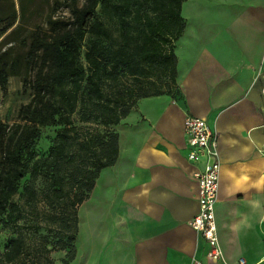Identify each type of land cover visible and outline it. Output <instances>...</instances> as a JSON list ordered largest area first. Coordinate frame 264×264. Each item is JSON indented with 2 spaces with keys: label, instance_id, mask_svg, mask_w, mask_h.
Instances as JSON below:
<instances>
[{
  "label": "crops",
  "instance_id": "1",
  "mask_svg": "<svg viewBox=\"0 0 264 264\" xmlns=\"http://www.w3.org/2000/svg\"><path fill=\"white\" fill-rule=\"evenodd\" d=\"M174 44L178 98H140L113 130L115 163L76 208L74 255L53 264H191L206 244L183 120L217 134L214 205L222 264H264V0H185Z\"/></svg>",
  "mask_w": 264,
  "mask_h": 264
},
{
  "label": "trees",
  "instance_id": "2",
  "mask_svg": "<svg viewBox=\"0 0 264 264\" xmlns=\"http://www.w3.org/2000/svg\"><path fill=\"white\" fill-rule=\"evenodd\" d=\"M183 1L84 0L73 11L71 21L52 34L44 50L38 51V41L33 42L27 62L33 63L37 71L31 82L32 98L21 109L23 122L0 123V224L12 214H17L15 222L23 218L24 209L14 197L32 204L38 196L32 179L42 175L46 178L49 206L63 200L72 210L62 225L70 232L69 241L74 242L77 206L87 198L99 171L113 165L117 158L118 136L112 127L138 99L170 96L171 88L177 86L174 44L184 28L180 16ZM45 51L51 65L43 70L39 63L44 62ZM17 63L16 59L7 61L6 56L0 61L3 70L12 72ZM120 78L128 83H122ZM76 110L81 121L98 123L104 127L103 132L76 129L71 119ZM56 122L62 126L53 146L47 156L37 157L34 142L39 128ZM72 143L77 145L76 151L72 150ZM77 159L88 166L72 170L78 171L70 173L69 179L80 177L77 191L63 193L67 181L60 172ZM27 174L30 179L19 193V181ZM23 245L24 237L18 233L0 253V261L19 257ZM73 255L74 246L63 262L70 261Z\"/></svg>",
  "mask_w": 264,
  "mask_h": 264
},
{
  "label": "rangeland",
  "instance_id": "3",
  "mask_svg": "<svg viewBox=\"0 0 264 264\" xmlns=\"http://www.w3.org/2000/svg\"><path fill=\"white\" fill-rule=\"evenodd\" d=\"M83 2L84 0H0V61L2 56H6L7 61L18 60L13 72L3 70L0 65V123L11 125L23 122L21 109L32 98L31 82L37 71L33 63L27 62L29 54L34 49L33 42L38 41L36 46L38 51L44 50L52 34L56 30L61 31L64 24L71 21L73 11L81 7ZM103 21L112 27L106 18ZM44 55L45 60L39 65L46 70L51 65V60L48 51H45ZM81 62L84 63L82 54ZM152 79L158 86L156 74L152 75ZM120 81L128 83L125 78H120ZM170 91V96L179 97L180 91L177 86L172 87ZM71 119L76 129H93L100 133L104 130L98 123L81 121L78 110L71 115ZM61 126V123L56 122L39 128V137L34 142L37 157L48 155L50 147L55 142L56 132ZM108 129H111V126ZM76 146L72 143L73 151H76ZM82 163L81 159H77L74 163L63 166L60 174L63 180L67 181L63 193L77 191L76 181L80 177L75 175L74 179H69L68 175L76 174L78 170L72 172L74 169L88 166ZM29 179L27 174L19 181V193ZM32 185L38 195L32 204L29 205L25 199L18 196L14 197V201L24 209L23 218L15 222L13 219L17 214H12L10 219L6 218L0 224V253L18 233L24 237V249L19 257L10 262L1 260L0 264H53L57 253L63 251L67 255L72 251L73 242L68 239L70 232L62 225L63 218L66 214L72 213V210L63 200L53 202L49 206L44 176H36L32 179Z\"/></svg>",
  "mask_w": 264,
  "mask_h": 264
},
{
  "label": "built area",
  "instance_id": "4",
  "mask_svg": "<svg viewBox=\"0 0 264 264\" xmlns=\"http://www.w3.org/2000/svg\"><path fill=\"white\" fill-rule=\"evenodd\" d=\"M183 135L187 159L200 164L194 173L197 184V212L188 221V225L206 244L205 259H193L191 264H222L214 214L220 166L217 134L203 118L186 114Z\"/></svg>",
  "mask_w": 264,
  "mask_h": 264
}]
</instances>
